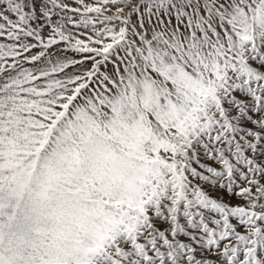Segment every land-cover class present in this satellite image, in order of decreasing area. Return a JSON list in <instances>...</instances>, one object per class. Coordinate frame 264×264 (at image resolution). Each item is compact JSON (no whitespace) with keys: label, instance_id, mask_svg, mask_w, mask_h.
I'll return each instance as SVG.
<instances>
[{"label":"snow or ice","instance_id":"obj_1","mask_svg":"<svg viewBox=\"0 0 264 264\" xmlns=\"http://www.w3.org/2000/svg\"><path fill=\"white\" fill-rule=\"evenodd\" d=\"M0 264H264V0H0Z\"/></svg>","mask_w":264,"mask_h":264}]
</instances>
